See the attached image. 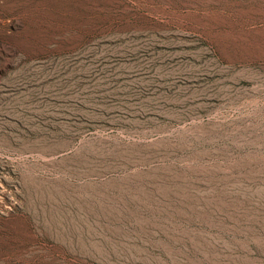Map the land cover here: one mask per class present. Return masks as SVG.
Instances as JSON below:
<instances>
[{
  "label": "rangeland",
  "instance_id": "374dc122",
  "mask_svg": "<svg viewBox=\"0 0 264 264\" xmlns=\"http://www.w3.org/2000/svg\"><path fill=\"white\" fill-rule=\"evenodd\" d=\"M0 264H264V0H0Z\"/></svg>",
  "mask_w": 264,
  "mask_h": 264
}]
</instances>
